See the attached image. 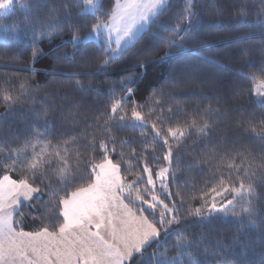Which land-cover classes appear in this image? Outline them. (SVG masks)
Returning a JSON list of instances; mask_svg holds the SVG:
<instances>
[{"label": "snow or ice", "instance_id": "6c2138e0", "mask_svg": "<svg viewBox=\"0 0 264 264\" xmlns=\"http://www.w3.org/2000/svg\"><path fill=\"white\" fill-rule=\"evenodd\" d=\"M103 3L104 0H65L59 9L49 10L46 20L35 14L42 0H36L35 9L21 4L19 10L25 14L19 22L24 25L21 28L13 19L16 0H0V17L12 21L0 23V42L22 43L21 34L28 38L30 33L35 44L67 31L70 40L65 43L72 52L59 58L74 60L88 45L103 51L96 73H88L93 75L127 52L145 33L167 49H185L187 46L181 43L185 33L221 26L219 22L194 20L195 0H183L182 7H176L179 0H113L110 9L103 8ZM87 16L95 20L90 27L77 23ZM257 18L264 27V9L257 13ZM237 20L247 24L246 6H241ZM31 55L34 63L41 50L34 47ZM171 56V51H165L151 62L163 63ZM208 59L215 63L211 57ZM147 65V61H142L135 67L144 69ZM237 74L251 81L252 96L264 108V76ZM136 80L135 75L124 77L119 81V93L115 86L107 90L108 104L96 117L95 127L88 125L90 131L83 130L78 135L65 133V138L53 143L48 139L51 122L44 108L34 110L35 119L30 123L34 130L22 140L17 137L16 146L0 138V264H132L137 256L138 264H212L211 257L224 253L225 244L220 239L210 241L206 226L214 227L215 221L234 223L240 226L237 231L241 234L244 228L257 226L262 209L257 207L260 197L255 184L257 179L264 183V165L257 177L254 158L235 144L231 148L225 146L223 152L212 148L211 155L187 165L188 168L209 165L211 171L204 180L207 192L201 189L199 196L194 193L189 196L187 189L195 187L194 179L185 185L178 183L174 162L179 165L182 158L176 156L175 149L193 133L199 139L207 138L213 127L211 117L220 109L214 110L209 105L173 125V113L184 109L178 105L165 109L160 99L163 92L150 94L152 105L147 113L144 112L147 101L140 104L132 100L128 108V101L136 92L130 85ZM73 86L81 91L93 88L79 80ZM25 91L23 83L18 95L0 89V99L11 107ZM149 125L150 133H139L143 144L140 150L133 147L126 153L123 148L130 141L124 137L119 140L121 150L117 153L115 131ZM236 127L264 139V127L257 132L255 126L245 127L242 119L236 122ZM149 138L153 141L151 145L145 143ZM157 145L164 149L162 156L156 155ZM117 154L118 160L114 159ZM161 160L163 163L157 166ZM213 161H217L214 166ZM13 173H18L19 178H14ZM85 174L86 182L67 190L68 184L84 180ZM45 189L49 200L40 206L48 211L42 217H32L33 222L39 219L45 223L34 231H25V217L20 208H36L32 201H42ZM197 199L199 206L193 204ZM173 233L172 245L159 251L160 237ZM153 243L157 248L146 255L145 250ZM237 247L242 256L238 264H253L248 259V248L241 242L234 240L227 250L231 252ZM259 264H264V256Z\"/></svg>", "mask_w": 264, "mask_h": 264}, {"label": "trees", "instance_id": "16d2710c", "mask_svg": "<svg viewBox=\"0 0 264 264\" xmlns=\"http://www.w3.org/2000/svg\"><path fill=\"white\" fill-rule=\"evenodd\" d=\"M64 2L65 0H42V5L35 14L41 20H46L49 18V10L59 9ZM112 3L113 0H104L102 7L110 9ZM21 4L35 9L36 0H16L13 19L18 23L23 21L25 15L19 10ZM242 5L246 6L247 24H241L237 20ZM182 6L183 0H179L176 7ZM215 8L223 11L217 13ZM261 9H264V0H195L193 19H201L206 23L219 22L220 27H202L199 32L185 33V38L181 41L187 46L185 49H167L159 42L151 41L149 35L145 33L127 52L101 69L98 74L93 75L88 73H96V66L104 55L103 51L88 45L76 54L74 60L59 58L65 52H72L71 46L65 43L70 40L67 31L51 39L45 37L35 44L30 38V33L28 38H24L21 34L22 43L0 42V89H7L11 94L18 95L20 85L22 83L26 85L25 93L11 107L0 99V114L6 113L0 116L2 120L0 138L16 146L19 140L34 130L30 127V123L35 119L34 110L39 111L44 108H47L51 122L48 139L53 143L65 138V133L78 135L80 131H90L88 125L95 127L96 117L108 104L107 90L115 86L119 93V81L124 77L135 75L137 80L130 86L135 87L136 92L128 101L129 109L132 100L140 104H145L147 101L148 105L144 108V112L147 113L152 105L149 98L153 92L164 93L160 99L165 109L169 105H178L184 109L183 112L173 113L171 121L173 125L176 120H183L194 111L202 112L209 105L214 110L217 107L220 109L218 114L211 117L213 127L207 138L199 139L193 133L175 149L176 156L182 158L179 165H175L174 162L179 185H185L189 179L195 181V187L187 189V195L194 193L199 196L201 189L207 192L204 180L211 171L209 165L200 164L192 168H188L187 165L211 155L212 148L223 152L225 146L231 148L235 144L237 149L246 150L254 158L253 169L259 177L262 171L261 165H264V139L245 132L243 128L238 129L236 122L242 119L245 127L255 126L257 132L264 127V108L260 107L252 96L251 81L237 74L243 72L249 76H264V72L261 71L264 68V27L260 26L257 18V13ZM164 18L166 17H162ZM11 22L9 20V23ZM94 22L92 16L81 17L77 21L87 27ZM19 27L23 28V23H19ZM34 47L41 50V55L33 63L31 54ZM165 51L172 52L168 60L163 63L151 62L163 56ZM208 57H211L215 63L210 62ZM142 61L148 62L147 68L135 67ZM76 80L83 85L91 84L92 90L81 91L75 88L73 85ZM141 131L150 133L151 125L147 128H123L115 131L117 153L121 150L119 140L124 137L130 141L123 148L126 153L133 147L140 150L143 147L139 135ZM17 137L19 140L16 139ZM145 143L151 145L153 141L149 138ZM163 150L161 145H157L156 155L162 156ZM148 154L152 155V153ZM114 159H120L119 155L117 154ZM216 162H212L213 166ZM162 163V160L158 161L157 166ZM13 176L19 178L18 173H13ZM87 178L85 174L84 180L77 179L75 183L68 184L67 190L71 191L80 186ZM131 178L132 176L129 175V179ZM53 183H56L54 177ZM211 186L212 184L209 183L208 187ZM255 188L256 194L260 197L257 207L262 209L255 228L246 227L241 234L237 231L240 226L234 223L215 221L214 227L206 226L205 231L210 241L220 239L225 244L224 253L219 257H211L212 264H222L225 261L226 264H238L242 260L238 247L231 252L227 250V245H232L234 240L248 248V259L253 264H259L260 258L264 256V183L257 179ZM46 193L47 189L42 201H32L36 208H20V212L24 213L25 217L23 225L25 231H34L44 225L45 221L38 219L33 222L32 217H42L47 213L48 209L40 206L44 201L49 200ZM193 204L199 206L200 200H194ZM16 218L19 219V215ZM158 218L159 210H157ZM174 236L175 233L167 237L162 235L159 240V251L162 252L165 247H170L174 242ZM156 248L157 245L153 243L145 250V254L151 253ZM168 254L171 255L172 251L170 250ZM138 261L139 256L132 260V264H138Z\"/></svg>", "mask_w": 264, "mask_h": 264}, {"label": "rangeland", "instance_id": "374dc122", "mask_svg": "<svg viewBox=\"0 0 264 264\" xmlns=\"http://www.w3.org/2000/svg\"><path fill=\"white\" fill-rule=\"evenodd\" d=\"M0 23H9V20H6L3 17H0Z\"/></svg>", "mask_w": 264, "mask_h": 264}]
</instances>
